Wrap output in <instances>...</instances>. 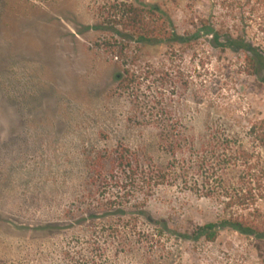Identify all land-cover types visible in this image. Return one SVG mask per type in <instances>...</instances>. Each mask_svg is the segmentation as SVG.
<instances>
[{
  "label": "rangeland",
  "instance_id": "obj_1",
  "mask_svg": "<svg viewBox=\"0 0 264 264\" xmlns=\"http://www.w3.org/2000/svg\"><path fill=\"white\" fill-rule=\"evenodd\" d=\"M255 1L0 0V264H89L92 251L100 264H264V241L234 230L182 237L221 218L222 204L195 191L190 161L171 155L158 128L178 125L187 156L220 128L264 158L248 134L264 120V83L198 31L206 22L260 35ZM120 2L157 5L178 34L197 36L130 40L116 24ZM149 65L165 75L128 89L114 80ZM125 150L165 181L117 187L129 183L105 176H120L113 157ZM225 172L247 183L240 161Z\"/></svg>",
  "mask_w": 264,
  "mask_h": 264
},
{
  "label": "trees",
  "instance_id": "obj_2",
  "mask_svg": "<svg viewBox=\"0 0 264 264\" xmlns=\"http://www.w3.org/2000/svg\"><path fill=\"white\" fill-rule=\"evenodd\" d=\"M257 1L259 0L255 2ZM260 1L264 3V0ZM117 12L118 21L116 24L126 33L124 37L139 43L166 42L170 45H186L197 36V33L178 34L169 17L157 5L137 6L120 2ZM198 31L209 37L210 43L214 47L241 53L242 72L264 83V36H262L264 35V18L257 27L260 35L257 33L248 34L246 29L234 30V32L229 29H215L213 25L206 24V22ZM160 75L163 77L165 73L158 72L150 65L136 69L127 66L114 74V80L119 87L128 89L132 85L140 84L141 81H149ZM178 127V125L168 122L160 124L158 128L163 143L173 157L179 156L181 159L187 158L190 161L192 172H187V174L190 173L193 177L192 183L195 191H199L204 197L217 199L222 204L223 211V216L218 220L197 226L190 235L182 234V237L193 240L203 238L212 242L221 230L230 229L264 241V211L257 205L259 200L264 199V158L255 157L243 149L233 148V137L220 128L209 129L195 155L187 156L185 153L183 154L181 148H178L182 141V133ZM248 134L264 152V120L251 124ZM239 161L242 165L248 166V172L245 175L249 181L243 182V186L236 187L227 177L225 169ZM113 162L116 165L115 169L119 170L120 176L123 175V178L113 174L105 177L109 180L115 179L116 182L123 180L129 183L117 185L120 189L130 185L133 181L143 183L153 180L154 177L158 178L156 180L159 181L158 184L165 181L164 175L154 174L149 168L138 167L134 164L127 154V150L116 154L113 157ZM184 183L186 184L188 181L184 180ZM236 205L240 210L235 212L233 208ZM140 213L151 221L144 211ZM136 233L138 239L149 236L142 230H138ZM94 245L93 247H95ZM92 253L88 263L100 264L97 255L93 251Z\"/></svg>",
  "mask_w": 264,
  "mask_h": 264
}]
</instances>
